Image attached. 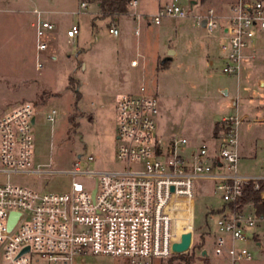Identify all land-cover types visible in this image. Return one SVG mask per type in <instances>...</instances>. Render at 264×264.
<instances>
[{
    "label": "rangeland",
    "instance_id": "rangeland-1",
    "mask_svg": "<svg viewBox=\"0 0 264 264\" xmlns=\"http://www.w3.org/2000/svg\"><path fill=\"white\" fill-rule=\"evenodd\" d=\"M84 1L86 9L75 16L80 0H0V114L21 103L35 105L34 169L67 171L78 160L82 169L117 168V99L144 87L158 100L156 134L165 139L185 138L190 146L202 145L211 140L213 127L222 118L240 119L238 172L264 177V51L245 62L237 81L222 73L220 52L207 63V48L218 46L219 32H208L193 18L210 9L219 12L220 5L233 0H136V7L115 19L101 18L96 0ZM165 2L180 6L188 17H165L155 25L152 16ZM35 10L54 26L45 32L46 49L41 52L36 51ZM73 24L80 33L69 39L66 32ZM112 26L118 30L116 37L108 33ZM160 61L170 63L157 70ZM51 110L56 116L48 121ZM74 116L77 128L69 123ZM88 156L94 162L85 164ZM72 181L61 174L0 175V183L42 192H67ZM200 187L193 201L190 248L156 264H170L173 258L172 264H210L202 257L204 250L213 259L208 233L217 232L225 203L211 183ZM237 245L251 255L242 264H264V243L262 250L252 241ZM0 264H7L2 257ZM75 264L125 261L87 255Z\"/></svg>",
    "mask_w": 264,
    "mask_h": 264
},
{
    "label": "built area",
    "instance_id": "built-area-1",
    "mask_svg": "<svg viewBox=\"0 0 264 264\" xmlns=\"http://www.w3.org/2000/svg\"><path fill=\"white\" fill-rule=\"evenodd\" d=\"M136 6V0L128 4ZM86 7L80 0L73 15H81ZM34 14L36 51L41 52L46 49L42 38L54 26L41 20L40 12ZM165 17L182 20L188 14L170 3L160 7L151 22L159 25ZM193 18L208 32H219L222 73L237 81L245 62L264 51V0H233L222 12L210 9ZM79 33V26L73 24L66 36L74 39ZM108 33L116 37L118 30L109 27ZM116 112L118 167L82 169L78 160L67 171L33 168V103L18 104L0 114V175L61 174L73 179L63 193L0 183V258L7 264H75L77 258L87 255L124 260L125 264L168 260L176 255L172 246L184 234H191V246L193 201L201 183H211L225 203L217 232L208 233L213 259L205 250L202 257L210 264H242L251 255L237 244L252 241L263 249L264 214L252 203H241L246 188L254 184L257 190L264 177L238 172L240 119L224 120L229 127L216 145L190 146L185 138L165 139L156 134L158 100L144 87L122 94ZM55 116L56 111L51 110L47 120L53 121ZM92 162V156L85 158V164ZM260 198L264 200V191Z\"/></svg>",
    "mask_w": 264,
    "mask_h": 264
},
{
    "label": "trees",
    "instance_id": "trees-1",
    "mask_svg": "<svg viewBox=\"0 0 264 264\" xmlns=\"http://www.w3.org/2000/svg\"><path fill=\"white\" fill-rule=\"evenodd\" d=\"M97 6L99 9V15L100 17L104 18H116L121 15H125L128 13V4L131 0H96ZM170 62L168 61H160L159 67H157V70H161L166 68L169 65ZM70 83L73 82L72 78L69 79ZM75 116L73 118L69 119V123L72 128H77L78 123L74 121ZM229 127V123L226 121H220L215 123L212 131L213 138H218L222 132L226 131ZM254 184H250L244 193V196L241 198V203H252L255 209L258 213L264 214V200L260 198V194L264 191V183H259L258 189H254ZM175 260V258H173ZM176 259L183 260L184 258L182 256H177ZM171 259L170 264H172Z\"/></svg>",
    "mask_w": 264,
    "mask_h": 264
},
{
    "label": "crops",
    "instance_id": "crops-1",
    "mask_svg": "<svg viewBox=\"0 0 264 264\" xmlns=\"http://www.w3.org/2000/svg\"><path fill=\"white\" fill-rule=\"evenodd\" d=\"M166 4H169L168 2H165V4L164 5H166ZM193 4V2H190V5H192ZM163 5V6H164ZM96 6H97V4H96ZM161 6V5H160ZM221 6V11H219V12H222V11H224L225 10V5L224 4H222V5H220ZM97 9H98V6H97ZM98 12H99V9H98ZM113 27V26H112ZM203 28V27H202ZM207 54H206V61H207V63L208 64H212V62H213V60H215V57H213L214 55H215V53H216V51H218V52H220V50H219V38H218V46L217 47H211V48H207ZM210 56H212V60L210 59ZM173 60V59H172ZM172 60H170V62L172 61ZM210 60V61H209ZM225 119H227V118H222L221 119V121H223V120H225ZM217 139L218 138H213V137H211V140L208 142V143H204V144H206V145H209V146H213V145H216L217 144Z\"/></svg>",
    "mask_w": 264,
    "mask_h": 264
},
{
    "label": "water",
    "instance_id": "water-1",
    "mask_svg": "<svg viewBox=\"0 0 264 264\" xmlns=\"http://www.w3.org/2000/svg\"><path fill=\"white\" fill-rule=\"evenodd\" d=\"M202 26H204V22L202 24ZM14 222V218L11 220L10 226H12ZM190 241H191V234L187 233L184 234L181 237V242L180 243H176L172 246V250L176 253V254H182L185 253L188 249H189V245H190ZM205 251L202 252V255H205Z\"/></svg>",
    "mask_w": 264,
    "mask_h": 264
}]
</instances>
